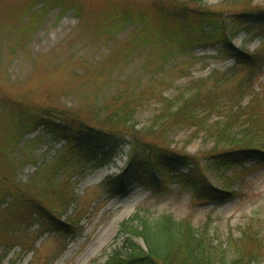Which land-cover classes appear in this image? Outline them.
<instances>
[{"label":"trees","instance_id":"16d2710c","mask_svg":"<svg viewBox=\"0 0 264 264\" xmlns=\"http://www.w3.org/2000/svg\"><path fill=\"white\" fill-rule=\"evenodd\" d=\"M7 1L0 0V5ZM136 1L137 6L109 7L98 20L100 34L134 28L123 56L112 55L117 64V59L131 63L140 46H158L154 50L159 52L160 64L155 75L164 71L175 54L220 45L218 53L232 57V66L188 82L172 98L163 97L162 92L156 95L152 85L141 90L125 80L116 83L107 99L87 100L86 114L80 107L30 106L0 98V261L18 249L21 256L32 254L28 264H45L36 258L41 234L72 236L77 231L83 218L75 185L112 164L124 147H128V158L120 173L100 184L109 197L123 195L134 186L155 190L176 180L180 193L189 191L198 200L223 205L237 196L234 183L264 166V96L254 91V73L264 64V8L254 6V0H226L238 8L229 14L210 10L205 0ZM57 8L61 14L73 10L82 18L78 0H26L17 11L10 10L17 24L9 27L24 36ZM25 16H29L26 24L16 28ZM255 28L262 33L255 52L232 47L238 32L245 31L251 38ZM160 85L169 84L162 80ZM150 100L158 103L150 125L136 129L135 114ZM38 129L64 144L26 184H19L16 177L23 162L12 155L26 135ZM183 130H192L193 137L202 134L205 143L213 145L205 152V166L198 156L170 149V134ZM206 171L221 189L210 184ZM228 171L233 172L226 177ZM35 225L38 236L31 231ZM136 237L143 241V249L133 242ZM213 237L209 223L194 227L190 219L146 211L120 225L114 243L123 239L124 249L114 251L103 264H252L264 258V236L251 224L239 238L228 236L224 244H215Z\"/></svg>","mask_w":264,"mask_h":264},{"label":"rangeland","instance_id":"374dc122","mask_svg":"<svg viewBox=\"0 0 264 264\" xmlns=\"http://www.w3.org/2000/svg\"><path fill=\"white\" fill-rule=\"evenodd\" d=\"M78 1L82 8L81 19L76 17L73 10L61 14L57 8L48 12L41 23L24 36L9 26L11 23L13 26L17 24L10 10L17 11L26 0H8L0 5V98H10L30 106L80 107L86 114L87 100L91 102L95 96L107 99L115 91L116 83L129 80L135 88L141 90L152 85L155 94L162 92L163 97L172 98L188 82L204 78L215 70L223 71L234 62L232 57L218 53L220 45H208L196 47L186 54H175L164 71L152 75L160 64L159 52L154 50L158 46L152 45L140 46L131 63H120L117 59V64L115 59H111L112 55L116 52V55L123 56L134 28L127 26L113 35L100 34L103 29L98 26V20L109 7H124L125 4L137 6V1ZM205 5L220 13H235L238 9L233 2L226 0H205ZM253 5L264 8V0H254ZM28 19L29 16H25L16 28L26 24ZM252 33L253 36L249 38L245 31L238 32L232 38V47L246 53L255 52L262 33L256 28ZM254 79V91H261L264 96V64L255 71ZM159 80L169 85L161 86ZM157 108L155 100L140 107L134 117L136 129L149 126ZM37 137V142L25 146ZM169 139L170 149L198 156L200 165L205 166V152L213 145L205 143L202 134L193 137L192 130H183L171 133ZM63 144V141H52L48 135H42L40 129L26 135L12 155L14 160L23 162L16 182L26 184ZM127 158L128 147L119 149L112 164L96 170L75 185L74 192L78 197L83 220L72 236L41 234L35 245L38 250L36 258L41 263L103 264L114 251L124 249L123 239L114 243L120 225L146 211L155 215L169 214L175 220L187 218L194 227L209 223L215 244H224L228 236L239 238L247 224H251L255 231L264 236V166L234 183L233 190L237 196L223 205L198 200L189 191L180 193L176 180L155 190L134 186L117 197L104 195L100 189L101 182L107 176L119 174ZM233 171H228L225 176L229 177ZM182 172L187 173L186 170ZM205 175L213 187L222 188L209 171ZM7 202L2 203V206ZM37 228V225L31 228L36 236L40 234ZM133 242L144 248L140 238H134ZM31 257L32 254L21 256L18 249H13L0 264H28ZM252 264H264V258Z\"/></svg>","mask_w":264,"mask_h":264}]
</instances>
